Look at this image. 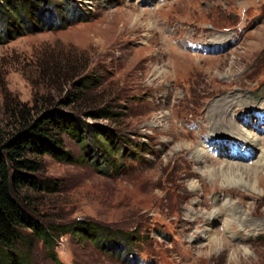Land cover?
Here are the masks:
<instances>
[{
  "label": "rangeland",
  "instance_id": "obj_1",
  "mask_svg": "<svg viewBox=\"0 0 264 264\" xmlns=\"http://www.w3.org/2000/svg\"><path fill=\"white\" fill-rule=\"evenodd\" d=\"M86 2L89 21L0 46L1 127L6 94L31 103L27 62L48 48L87 51L105 90L116 91L118 121L83 120L89 148L64 137L73 162L40 159L38 177L59 188L31 195L42 219L98 225L85 239L57 238L59 262L264 264V124L254 113L264 111V0ZM219 123L240 130L220 147L210 129ZM97 126L116 132L95 136ZM227 146L250 148L251 158L231 159ZM231 165L251 180H225ZM33 244L28 264H54Z\"/></svg>",
  "mask_w": 264,
  "mask_h": 264
},
{
  "label": "trees",
  "instance_id": "obj_2",
  "mask_svg": "<svg viewBox=\"0 0 264 264\" xmlns=\"http://www.w3.org/2000/svg\"><path fill=\"white\" fill-rule=\"evenodd\" d=\"M90 10L92 5L84 0H0V46L17 37L87 22ZM46 21L49 25H44ZM40 57L27 62L26 80L34 89L31 103L4 96L3 114L8 120L0 126V264H28L26 252L38 241L54 264H61L55 253L57 238L70 234L85 239L97 233V224L88 221L45 222L31 195L58 193L55 182L38 177L40 159L73 162L64 137L89 148L84 119L118 121L122 116L115 110L116 91L105 90L102 76L90 69L93 63L87 51L48 48ZM115 132L107 126L94 127L95 136L109 138Z\"/></svg>",
  "mask_w": 264,
  "mask_h": 264
},
{
  "label": "bare ground",
  "instance_id": "obj_3",
  "mask_svg": "<svg viewBox=\"0 0 264 264\" xmlns=\"http://www.w3.org/2000/svg\"><path fill=\"white\" fill-rule=\"evenodd\" d=\"M224 102V101H223ZM219 113V112H218ZM249 113V112H248ZM248 117H250V115L248 114L247 115ZM257 124V123H256ZM220 126V127H219ZM213 129V130H215L218 134L216 135V143L217 144H220V145H218V147H220L221 145H225L224 143H225V140H226V138L225 137H223L224 136V134H234V133H236V134H234V135H239V133H240V130L238 131V132H236V130H233V133H230V132H228V130H227V127H224L223 125H220V123L217 125V126H210V129ZM243 136V135H242ZM221 141H223V142H221ZM235 144V143H234ZM240 146V145H239ZM244 147V146H243ZM228 167V166H227ZM243 170H244V172L243 173H240L239 172V175L238 174H235L236 173V171H240L239 170V167H237V165H235V166H233V165H231L230 166V168H228V169H226V171H224L223 173H222V177L225 179V180H227L228 182H235V179H232V177H231V175H235V177L236 176H238V178H240L239 180H248V181H250L251 179L249 178L252 174H251V171H250V169H247V168H242ZM242 171V170H241ZM221 175V174H220ZM234 177V176H233ZM237 178V179H238ZM223 179V180H224ZM257 185V184H256Z\"/></svg>",
  "mask_w": 264,
  "mask_h": 264
}]
</instances>
